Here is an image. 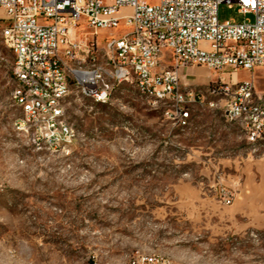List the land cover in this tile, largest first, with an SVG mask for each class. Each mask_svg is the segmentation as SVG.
<instances>
[{
	"label": "rangeland",
	"instance_id": "1",
	"mask_svg": "<svg viewBox=\"0 0 264 264\" xmlns=\"http://www.w3.org/2000/svg\"><path fill=\"white\" fill-rule=\"evenodd\" d=\"M233 20L255 14L221 3L219 21ZM125 30L124 22L99 30L101 55L102 43ZM13 65L1 41L0 264H132L139 254L171 264H264V144H249L223 106L209 104L218 98L207 94L189 106L188 124H175L130 82L106 102L72 86L63 119L73 135L58 142L18 128ZM181 75L205 88L222 72L194 66ZM234 80L264 92V67L239 69Z\"/></svg>",
	"mask_w": 264,
	"mask_h": 264
},
{
	"label": "built area",
	"instance_id": "2",
	"mask_svg": "<svg viewBox=\"0 0 264 264\" xmlns=\"http://www.w3.org/2000/svg\"><path fill=\"white\" fill-rule=\"evenodd\" d=\"M237 4L255 20L219 21V5ZM124 9L128 11L122 13ZM101 55L99 30L119 28ZM14 54L17 85L14 103L22 109L26 132L45 130L58 142L72 136V128L59 119L63 103L38 101L32 91L70 90L109 96L115 81L147 86L164 105L167 119L188 124L189 106L205 103L207 94L219 101L231 119L245 124L246 140L264 137V92L250 80H234L239 69L264 67V0H0V42ZM102 56V58H101ZM85 58V66H78ZM206 66L222 72L205 88L184 84L185 68ZM30 76H44V84H31ZM39 121V129L31 122ZM220 198L232 204L233 195L222 189ZM132 264H171L165 258L139 254Z\"/></svg>",
	"mask_w": 264,
	"mask_h": 264
},
{
	"label": "bare ground",
	"instance_id": "3",
	"mask_svg": "<svg viewBox=\"0 0 264 264\" xmlns=\"http://www.w3.org/2000/svg\"><path fill=\"white\" fill-rule=\"evenodd\" d=\"M78 66H85V58H78ZM122 82H124V81L113 82V86L110 89L109 96H104V95L93 96V94H91V92H84V93L88 96L93 97L96 101L106 102L109 99L113 88ZM30 83L31 84H44V76H30ZM132 84L135 85L137 90L142 95L149 98L150 100L157 101L156 92L149 91V89L145 85L136 84V83H132ZM69 91L70 90H58V88L56 86H49V90L45 91V93L42 91H32V98L34 100H38V101H47V99H50L51 102L63 103V101H64L65 97L68 95ZM211 95L214 96V94H211ZM164 113L167 117V111L164 110ZM224 114L228 120L234 122V119H231L225 110H224ZM63 116H64V110L59 111V119H63ZM262 116H264V109H262ZM23 121H24V114L21 118H18L17 122H23ZM239 124L241 125L242 130L245 131V124H243V123H239ZM31 129H39V121H32L31 122ZM247 142L249 144H252V145H263L264 144V137L249 139V140H247ZM157 258H159V257H157ZM166 263H170V262L166 261Z\"/></svg>",
	"mask_w": 264,
	"mask_h": 264
},
{
	"label": "crops",
	"instance_id": "4",
	"mask_svg": "<svg viewBox=\"0 0 264 264\" xmlns=\"http://www.w3.org/2000/svg\"><path fill=\"white\" fill-rule=\"evenodd\" d=\"M185 69H187V68H185Z\"/></svg>",
	"mask_w": 264,
	"mask_h": 264
}]
</instances>
